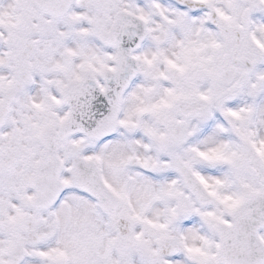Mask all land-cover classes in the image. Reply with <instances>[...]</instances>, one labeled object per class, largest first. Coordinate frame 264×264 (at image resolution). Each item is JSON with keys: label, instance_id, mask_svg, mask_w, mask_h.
Here are the masks:
<instances>
[{"label": "snow or ice", "instance_id": "6c2138e0", "mask_svg": "<svg viewBox=\"0 0 264 264\" xmlns=\"http://www.w3.org/2000/svg\"><path fill=\"white\" fill-rule=\"evenodd\" d=\"M0 264H264V0H0Z\"/></svg>", "mask_w": 264, "mask_h": 264}]
</instances>
